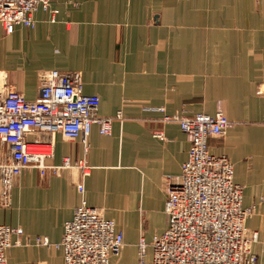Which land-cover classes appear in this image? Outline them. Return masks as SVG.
I'll return each instance as SVG.
<instances>
[{
    "label": "crops",
    "instance_id": "crops-1",
    "mask_svg": "<svg viewBox=\"0 0 264 264\" xmlns=\"http://www.w3.org/2000/svg\"><path fill=\"white\" fill-rule=\"evenodd\" d=\"M52 9L54 22L39 9L32 28L12 35L0 24V94L35 101L43 74L68 72L81 77L84 95L100 98L101 116L122 119L108 136L93 126L87 151L57 135L51 164L70 168L22 173L11 206L0 207V226L23 231L8 264H65L56 245L83 199L124 235L109 264H138L142 243L151 264L153 240L168 229L167 183L191 147L164 117L219 109L231 127L209 149L234 165L252 210L246 228L258 235L252 253L264 264V0H53ZM43 237L49 246L36 243Z\"/></svg>",
    "mask_w": 264,
    "mask_h": 264
},
{
    "label": "built area",
    "instance_id": "built-area-1",
    "mask_svg": "<svg viewBox=\"0 0 264 264\" xmlns=\"http://www.w3.org/2000/svg\"><path fill=\"white\" fill-rule=\"evenodd\" d=\"M52 1L0 0V24L5 34L12 35L17 26L32 28L39 9L54 22L57 11L52 9ZM99 108L98 96L84 95L81 77L57 70L43 74L35 101L26 100L18 90L0 94L1 208L11 206L13 188L25 170L43 173L54 168L51 162L57 135L81 140L87 151L93 126L98 125L104 136L112 133L113 123L121 120L122 114L101 116ZM164 121L178 124L191 147L181 175L167 183L168 229L153 240L151 264H259L252 253L258 235L246 228L252 210L243 208L244 188L234 182L230 159L211 154L208 145L209 139L227 134L229 119L219 109L215 116L177 114L164 117ZM70 167V161L65 160L54 169L60 173ZM78 190L84 196V186L79 185ZM14 236H23V231L0 226V264H8L6 254L15 245ZM36 243L50 245L46 238ZM56 247L63 250L65 264H109L110 258L120 256L124 235L114 221L105 219L83 199ZM146 251V244H140L138 264H147Z\"/></svg>",
    "mask_w": 264,
    "mask_h": 264
},
{
    "label": "rangeland",
    "instance_id": "rangeland-1",
    "mask_svg": "<svg viewBox=\"0 0 264 264\" xmlns=\"http://www.w3.org/2000/svg\"><path fill=\"white\" fill-rule=\"evenodd\" d=\"M44 238V237H43ZM40 239V238H39ZM47 239V238H46ZM48 240V239H47ZM49 241V240H48Z\"/></svg>",
    "mask_w": 264,
    "mask_h": 264
}]
</instances>
